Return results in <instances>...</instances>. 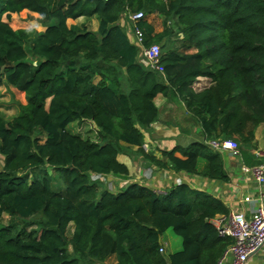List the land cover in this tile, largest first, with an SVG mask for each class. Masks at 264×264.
I'll return each mask as SVG.
<instances>
[{
  "label": "trees",
  "instance_id": "trees-1",
  "mask_svg": "<svg viewBox=\"0 0 264 264\" xmlns=\"http://www.w3.org/2000/svg\"><path fill=\"white\" fill-rule=\"evenodd\" d=\"M22 11L39 15L44 30H13L10 16ZM126 11L144 15L145 47L161 44L162 74L139 62ZM151 15L162 19L154 36ZM92 17L96 32L67 25ZM198 78L208 85L194 91ZM2 85L26 103L10 120L0 114V264H217L232 244L212 223L228 215L220 201L185 183L113 192L93 177H127L117 158L134 155L226 183L207 141L235 139L245 165L259 163L250 152L264 125V0H0ZM159 95L181 101L203 142L160 150L161 159L143 151ZM73 123L95 139L72 134ZM167 231L181 240L172 254L159 253Z\"/></svg>",
  "mask_w": 264,
  "mask_h": 264
},
{
  "label": "crops",
  "instance_id": "crops-1",
  "mask_svg": "<svg viewBox=\"0 0 264 264\" xmlns=\"http://www.w3.org/2000/svg\"><path fill=\"white\" fill-rule=\"evenodd\" d=\"M83 19V18H79ZM81 26L84 23H76ZM91 20V31L96 32L98 28V20L96 17L84 18ZM80 22V21H79ZM82 22V21H81ZM148 25L152 27V35H158L163 28L160 24L158 15H151L146 18ZM133 42V39H132ZM208 80L206 78H198L194 85V91H200L207 87ZM155 107L159 110L158 122L152 125V133H144L143 151L152 153L157 159H161L160 150L170 151L174 147H186L192 143L203 142L201 130L191 116L185 112L181 101L176 98H163L157 96L153 101ZM16 116V115H15ZM208 142V141H207ZM254 143L259 150L264 149V125L257 128L254 134ZM252 150L250 155L253 160L262 163L264 160L255 158ZM175 157H180L175 154ZM221 159L224 171L227 174L228 182L211 181L201 177L198 174L175 173L171 170H158L153 166L141 161L137 156L132 158L127 155L117 158L118 162L126 166L128 176L125 178L113 177L120 182V190L126 187L131 182H139L147 185L151 190L158 194L164 193L171 186L176 185V181L187 184L191 189L202 192L212 198L220 201L228 210V213L234 209L250 210L253 204L239 205L238 201L241 197L252 194L254 198H258V186L254 183L251 177H242L239 168L245 165L240 157H232L227 153H221ZM206 163L203 160H198L196 171L199 173L205 167ZM254 165V166H257ZM253 166V167H254ZM247 167V166H246ZM264 202V197L262 198ZM220 219L216 217L212 223ZM161 246L165 254H172L181 249V240L174 236L170 231L165 232L160 238ZM115 258L110 257L102 264H115ZM229 264V260L226 261ZM246 264H264V243L259 250L249 257Z\"/></svg>",
  "mask_w": 264,
  "mask_h": 264
},
{
  "label": "built area",
  "instance_id": "built-area-1",
  "mask_svg": "<svg viewBox=\"0 0 264 264\" xmlns=\"http://www.w3.org/2000/svg\"><path fill=\"white\" fill-rule=\"evenodd\" d=\"M144 18L142 12L128 14V19L132 23V39L133 44L139 50V62L147 69L162 74V67L159 64L160 48L156 44L148 47L144 46L143 32L137 27V23ZM206 144L216 152L227 153L232 157H240L237 144L232 140L227 141H208ZM145 149V146L142 147ZM253 156L264 160V149L255 150ZM242 177H251L254 183L260 189L258 198H254L252 194L243 196L239 199V205L253 204L251 209L246 210L234 209L228 215L220 217L214 224L220 237L228 238L232 241L223 252L217 264H246L249 255L264 243V161L254 167H246L241 165L239 168ZM93 179L101 180L100 177ZM111 191L110 183L103 181ZM181 181L177 180L176 185H180ZM159 253H164L163 248L159 249Z\"/></svg>",
  "mask_w": 264,
  "mask_h": 264
},
{
  "label": "rangeland",
  "instance_id": "rangeland-1",
  "mask_svg": "<svg viewBox=\"0 0 264 264\" xmlns=\"http://www.w3.org/2000/svg\"><path fill=\"white\" fill-rule=\"evenodd\" d=\"M128 14H130L128 11L125 12L124 18L126 21L130 24V27L132 29V23L128 19ZM91 19V18H90ZM160 19V24L162 26V19ZM80 21V22H79ZM82 21V22H81ZM91 20H86V19H79L78 22L76 23H84L83 25H87L89 28H91ZM75 22L72 20L67 21V25H72ZM9 25L13 30H34L36 32H41L44 30V27L42 23L40 22V16L31 13L28 11H22L19 14L16 15H11L9 19ZM176 39H181V36L178 35L176 38L175 36L171 39L173 43H176ZM161 47V44H156ZM26 100L24 97L23 93L17 92L14 88L2 85L0 86V114L5 120H10L12 119L18 112V107L21 105H25ZM67 129L72 133V134H77L83 139H90L94 140L95 135L94 131L85 124H79V123H73L67 127ZM237 144V141L233 139ZM238 146V145H237ZM259 150V149H256ZM125 155H119V157H122ZM127 157L132 158V155H127ZM101 181H106L107 183H110L111 186H113V192H117L120 189V182L116 179H113V177H107V178H102ZM108 188V186H106ZM112 191V190H111Z\"/></svg>",
  "mask_w": 264,
  "mask_h": 264
},
{
  "label": "water",
  "instance_id": "water-1",
  "mask_svg": "<svg viewBox=\"0 0 264 264\" xmlns=\"http://www.w3.org/2000/svg\"><path fill=\"white\" fill-rule=\"evenodd\" d=\"M260 247H258L252 254H250L249 257H251L252 255H254L259 250Z\"/></svg>",
  "mask_w": 264,
  "mask_h": 264
}]
</instances>
